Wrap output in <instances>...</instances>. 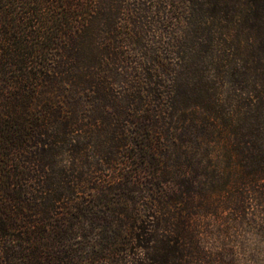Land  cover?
Here are the masks:
<instances>
[{"label":"trees","instance_id":"obj_1","mask_svg":"<svg viewBox=\"0 0 264 264\" xmlns=\"http://www.w3.org/2000/svg\"><path fill=\"white\" fill-rule=\"evenodd\" d=\"M264 0H0V264H264Z\"/></svg>","mask_w":264,"mask_h":264},{"label":"rangeland","instance_id":"obj_2","mask_svg":"<svg viewBox=\"0 0 264 264\" xmlns=\"http://www.w3.org/2000/svg\"><path fill=\"white\" fill-rule=\"evenodd\" d=\"M259 238H257V236H255L253 233L248 232L245 234L244 236V241H245V245L248 247H257L258 245H260L262 248H264V238H262L263 240L259 241ZM247 256H245L242 251L238 250L237 252V257H236V262L235 264H252L250 261L247 260ZM260 258H262V262H264V251H263V256H261Z\"/></svg>","mask_w":264,"mask_h":264}]
</instances>
